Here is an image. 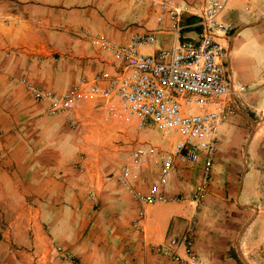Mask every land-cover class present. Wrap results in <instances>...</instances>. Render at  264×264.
<instances>
[{"label":"crops","instance_id":"obj_1","mask_svg":"<svg viewBox=\"0 0 264 264\" xmlns=\"http://www.w3.org/2000/svg\"><path fill=\"white\" fill-rule=\"evenodd\" d=\"M156 12L149 2L0 0V264H178L154 248L177 238L172 248L184 256L183 236L196 206L210 199L226 206L230 225L227 233L217 232L223 241L194 233L193 250L199 264L231 262L232 228L244 211L261 210L257 198H264V0H231L222 16L231 26L222 62L243 90L230 89V114L217 129L211 177L198 203L192 196L202 160L176 163L166 191L180 200L140 205L111 174L135 146L132 129L104 123L98 100L85 101L71 127L32 97L33 88L60 94L84 82L103 86L99 74L119 71L122 62L93 43L98 35L124 45L133 34L152 31L156 42L141 53L169 49V21L157 24ZM199 20L197 13L183 14L179 39L198 40ZM152 165L142 168L138 190L156 178L151 181Z\"/></svg>","mask_w":264,"mask_h":264},{"label":"built area","instance_id":"obj_2","mask_svg":"<svg viewBox=\"0 0 264 264\" xmlns=\"http://www.w3.org/2000/svg\"><path fill=\"white\" fill-rule=\"evenodd\" d=\"M122 1L134 5L149 2L156 7L157 24L165 18L169 21L173 34L171 47L155 55L141 53V48L155 44L152 31L135 33L124 45L98 35L93 43L121 61L120 70L112 75L99 74L106 80L103 86L84 82L60 94L33 88V100L46 103L49 115L66 117L71 127L75 126L74 112L89 100H98L105 122L135 120L140 129L152 125L163 136L173 139L171 149L162 151L148 144L135 145L116 175L118 184L140 205L178 201L180 197L170 196L166 191L176 163L202 160L201 181L192 196L198 203L211 177L219 140L217 129L230 114L227 101L230 89L243 90V86L227 77L222 62V41L231 31L222 16L231 0H199L198 6L182 0ZM192 12L200 18L201 36L196 41L180 40L182 15ZM147 161L157 163L159 172L148 189L140 191L137 185ZM193 236L191 224L183 236L184 256L172 248L178 244L177 238H171L168 245L155 247L154 251L178 264H199ZM54 250L62 258H71L61 246H55Z\"/></svg>","mask_w":264,"mask_h":264},{"label":"rangeland","instance_id":"obj_3","mask_svg":"<svg viewBox=\"0 0 264 264\" xmlns=\"http://www.w3.org/2000/svg\"><path fill=\"white\" fill-rule=\"evenodd\" d=\"M108 122L104 121V123H108ZM116 122H119L124 126L130 127L132 129V132L134 133V137L130 138L131 140L130 145L132 146L148 144L157 147L159 150L165 151L162 148H160L161 145H168L171 142H173V139H171L170 137L163 136L150 124L140 129L138 128L137 124L134 123L133 121H131L130 123H125L122 121H116ZM125 160L126 157L124 156V160H122V163H120L119 166L118 165H116L115 167L113 166L115 169L112 170L111 174L114 172L115 179L120 167L124 164ZM150 162L153 163L152 165L153 169H156V171L155 170L150 171V173L152 174V178H151L152 181L155 177H157L158 174L157 171H159L157 169L159 167L157 163L152 161H147V163ZM261 197L262 196H258L257 198L258 199L257 205L261 207V210L257 211L255 209L253 212L252 209H249L244 211L243 213H241V215L243 216L241 218L238 217V222H237L238 225L235 228H232V232L230 233L231 245L229 250L230 257L232 258V260L231 262L227 261V263L229 264H264V198ZM185 199L186 198H184L183 200ZM204 202L205 201L201 202L200 203L201 205L199 207L196 206V210L193 214L194 221L192 222L193 223L192 225L194 228V233H198V231H203L201 234L202 241H204L208 237L210 238V240L213 241V243L218 241H223L222 239H225V236H221V234L218 235L217 232H220V228L226 230L227 227H229L230 225L229 216H231L232 214L227 213V209L226 206H224V204L214 202L212 199L208 200V204H205ZM249 218L250 220L247 223L245 230L246 232L243 235V242L237 245L236 243L237 234L240 231L242 225L245 224V221H247V219ZM227 231L228 230H226L225 233H227ZM214 233L216 234L214 235ZM195 236L196 234H194V237ZM117 244L115 245V247H117Z\"/></svg>","mask_w":264,"mask_h":264}]
</instances>
